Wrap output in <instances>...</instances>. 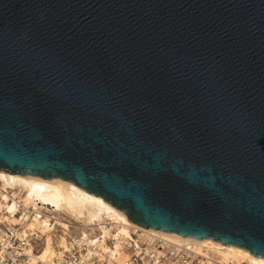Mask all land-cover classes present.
I'll return each mask as SVG.
<instances>
[{
    "label": "water",
    "instance_id": "water-1",
    "mask_svg": "<svg viewBox=\"0 0 264 264\" xmlns=\"http://www.w3.org/2000/svg\"><path fill=\"white\" fill-rule=\"evenodd\" d=\"M0 170L264 258V0H0Z\"/></svg>",
    "mask_w": 264,
    "mask_h": 264
},
{
    "label": "bare ground",
    "instance_id": "bare-ground-1",
    "mask_svg": "<svg viewBox=\"0 0 264 264\" xmlns=\"http://www.w3.org/2000/svg\"><path fill=\"white\" fill-rule=\"evenodd\" d=\"M1 207H6L5 212L11 223L19 221L15 216L18 207H32L23 227L44 242L39 258L45 261L51 260L55 242L64 244L69 227L75 223L74 227L83 233L86 227L91 230L96 227L103 234L107 232V224L115 227L117 240L113 248H105L118 260L127 258L126 251L121 250V241L130 236V228L140 227L143 232H151L177 246L191 247L200 255L211 256L217 264H264V258L254 256L242 247L223 244L211 238L195 239L134 224L123 211L102 197L60 177L43 178L0 170Z\"/></svg>",
    "mask_w": 264,
    "mask_h": 264
},
{
    "label": "built area",
    "instance_id": "built-area-1",
    "mask_svg": "<svg viewBox=\"0 0 264 264\" xmlns=\"http://www.w3.org/2000/svg\"><path fill=\"white\" fill-rule=\"evenodd\" d=\"M31 208L18 207L16 223L8 220L6 207L0 208V264H217L211 256L177 246L140 227L130 228V236L121 241L127 258L118 260L105 248H113L118 237L110 224L105 234L96 227L67 233L64 244L55 242L51 260L45 261L39 258L42 239L23 227Z\"/></svg>",
    "mask_w": 264,
    "mask_h": 264
},
{
    "label": "rangeland",
    "instance_id": "rangeland-1",
    "mask_svg": "<svg viewBox=\"0 0 264 264\" xmlns=\"http://www.w3.org/2000/svg\"><path fill=\"white\" fill-rule=\"evenodd\" d=\"M72 220H74V219H72ZM65 223H66V221H65ZM67 225V224H66ZM76 224L75 223H73L70 227H69V231H68V233H77L78 232V229L77 228H75L74 226H75ZM57 233H59V232H57ZM42 246H44V242H43V245Z\"/></svg>",
    "mask_w": 264,
    "mask_h": 264
}]
</instances>
